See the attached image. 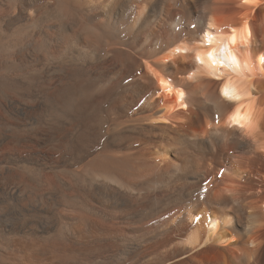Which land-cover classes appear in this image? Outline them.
I'll use <instances>...</instances> for the list:
<instances>
[{
	"label": "bare ground",
	"instance_id": "obj_1",
	"mask_svg": "<svg viewBox=\"0 0 264 264\" xmlns=\"http://www.w3.org/2000/svg\"><path fill=\"white\" fill-rule=\"evenodd\" d=\"M0 264H264V0H0Z\"/></svg>",
	"mask_w": 264,
	"mask_h": 264
}]
</instances>
